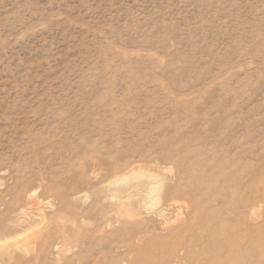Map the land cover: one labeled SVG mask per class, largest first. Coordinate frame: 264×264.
I'll return each instance as SVG.
<instances>
[{"label": "rangeland", "instance_id": "374dc122", "mask_svg": "<svg viewBox=\"0 0 264 264\" xmlns=\"http://www.w3.org/2000/svg\"><path fill=\"white\" fill-rule=\"evenodd\" d=\"M0 264H264V0H0Z\"/></svg>", "mask_w": 264, "mask_h": 264}, {"label": "bare ground", "instance_id": "6f19581e", "mask_svg": "<svg viewBox=\"0 0 264 264\" xmlns=\"http://www.w3.org/2000/svg\"><path fill=\"white\" fill-rule=\"evenodd\" d=\"M119 170H120V169H119ZM117 171H118V170L115 171L116 174L119 172V171H118V172H117ZM113 173H114V172H113ZM114 175H115V174H114ZM121 176H123V175H121ZM109 178H111V177H109ZM114 178H115V176H114ZM114 178H112V179H114ZM120 178H121V177H120ZM120 178H119V181H120ZM122 179H123V178H122ZM115 180H118V179L115 178ZM108 181H110V179H109ZM108 181H107V182H108ZM113 181H114V180H113ZM111 182H112V181H111ZM114 182H115V181H114ZM114 182H113V183H114ZM116 182H117V181H116ZM116 182H115V183H116ZM109 184H110V183H109ZM107 186H108V185H107ZM107 186H106V187H107ZM109 187H110V186H109ZM111 188H112V186H111ZM113 188H115L114 185H113ZM116 189H117V188H116ZM108 192H109V191H108ZM114 192H115V191H114ZM118 192H119V191H118ZM115 193H117V192H115ZM115 193H114V195H115ZM118 194H119V193H117V195H118ZM110 195H111V194H110ZM108 196H109V195H108ZM115 197H116V196H115ZM115 202H117V198H116ZM117 204H118V203H116V205H117ZM116 205H114V206H116Z\"/></svg>", "mask_w": 264, "mask_h": 264}]
</instances>
